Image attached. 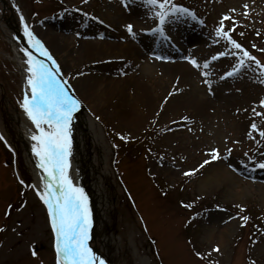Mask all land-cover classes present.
<instances>
[{"label":"rangeland","instance_id":"rangeland-1","mask_svg":"<svg viewBox=\"0 0 264 264\" xmlns=\"http://www.w3.org/2000/svg\"><path fill=\"white\" fill-rule=\"evenodd\" d=\"M62 1L78 9L83 0ZM196 1L176 0V3L188 7ZM205 2L206 6L195 9L196 20L182 18L165 26V30L173 33L172 40L183 49L181 54L190 50L188 46H194L186 61L156 65L149 60L147 50L149 45L159 49L162 45L146 33L156 27V21L149 18L150 14L139 3L128 14L121 0L92 1L88 8L90 15L107 26L97 25L90 19L81 20L72 12L62 29L68 28L73 35L62 36L39 23L47 15L63 13L59 3L0 0V129L3 127L13 134L23 153L29 149L22 141L26 135L24 129L10 120L16 110L20 115L24 112L23 89L12 44L6 38L15 34L16 21L20 23L19 15H23L34 35L40 39L45 37L44 46L83 107V118L97 125L98 141L89 137L87 143L89 157L97 158L91 162L94 165L91 180L86 177L87 164L82 166L78 156L73 169L80 174L84 191L93 195L92 208L99 206L98 197H94L99 189L97 183L103 188L100 204L106 209V218L92 232L106 264H264V229H258L260 221L253 219L241 227L244 222L240 219L248 211L259 212L264 218V195L260 190L264 187V170H253L250 163V159L264 157L257 154V144L246 135L253 122L251 108L264 99V85H259L261 78L249 68L242 69L235 77L221 79L235 63V57H222L207 70L210 71L207 80L212 85L209 89L202 72L188 62L194 58L202 64L225 49L226 45L216 38L215 29L220 17L231 8L237 10L235 18L248 27L264 29V0ZM245 3L251 8L247 19L239 14L244 11ZM127 24L134 26L135 38L127 33ZM48 34L59 37L64 47L48 46ZM79 34L103 35V40L96 39L97 42L116 47L109 55H97L94 63H99L94 67L91 64L85 74L80 70L93 61L81 57L80 48L85 42L75 37ZM19 40L18 46L23 48L26 44L21 37ZM143 42L147 44L144 48L140 45ZM127 43L136 49L129 55L123 52ZM260 61L264 64V55ZM179 65H184L186 70H179ZM109 81H120V90L113 96L102 93L103 88L98 93L88 88L96 84L105 87ZM140 87L146 90L152 104L147 115L128 125L125 118L134 119L138 117L137 108L141 110L137 94ZM201 101L207 102L201 109L189 107ZM257 110L264 111L259 107ZM255 120L264 129L261 118ZM25 123L30 126V122ZM117 134L128 139L121 140ZM237 140L241 143H235ZM217 148L226 159L200 168L204 160H211L208 153ZM228 148L233 149L230 155ZM19 164L16 152L0 139V228L6 229L0 232V264H53L50 247L54 238L47 209L32 187L29 173L20 174ZM217 167L225 169L230 176L222 174L218 180L204 183ZM193 169H197L194 175H183ZM188 179L192 185L190 191L168 190ZM44 182L45 176L40 184ZM217 197L224 206L206 215L195 214L198 203ZM10 205L11 215L6 218ZM186 205L191 207L184 210ZM193 206L196 207L191 211ZM254 232L262 237L254 238ZM218 236H223V244ZM31 246H35L38 257L31 255ZM216 246L221 249L220 253L212 251ZM195 252L205 259L198 258Z\"/></svg>","mask_w":264,"mask_h":264},{"label":"snow or ice","instance_id":"snow-or-ice-1","mask_svg":"<svg viewBox=\"0 0 264 264\" xmlns=\"http://www.w3.org/2000/svg\"><path fill=\"white\" fill-rule=\"evenodd\" d=\"M83 2L87 3V0H83ZM137 3L143 6L146 12L150 14L149 18L156 21V27L151 30L153 35L159 34L167 38L165 35L167 23L189 17L193 20L197 19L195 12L189 7L176 3V0H121V6L128 14H131L133 7ZM243 9L244 11L239 14L246 19L249 18L251 15L250 5L245 3ZM236 13L237 10L235 8L229 9L228 13L220 17L218 26L215 29V36L218 41L226 45L223 51L213 55L210 60H205L202 64L197 59L189 58L188 62L193 68L202 72L209 89H211L212 85L207 80L210 75V71L207 70L210 69L212 62L218 61L222 57H235V63L221 79L235 77L245 68H249L252 71L264 69V64L233 38L232 33L236 31L237 27L242 26L235 19ZM20 19L24 26V36L27 38L29 45L51 62L50 65L45 64L44 61L37 60L29 50L21 49L24 56L27 57L25 63L27 65L26 71L28 72V90L25 91L21 107L38 130V133L33 134L31 137L35 141L32 151L39 160L37 167L46 174L42 191L39 190L38 185H33L32 187L37 189L39 199L47 208L51 231L54 234L55 264H105L102 259L94 254L88 243L91 239L90 231L92 228L88 197L84 190L76 187L69 177V169L71 168L70 157L72 155L71 122L73 113L79 110L80 102L69 94L68 89L65 87L67 82L58 78L60 73L59 65L44 44L34 35L25 21V17L21 15ZM93 19L96 18L93 17ZM225 22H231L232 27L226 28ZM200 23L202 24L203 21H200ZM126 29L127 33L135 38L134 26L127 24ZM239 35L243 36L244 33L241 32ZM257 35H260L259 31H257ZM255 47L253 45V48ZM259 51L264 52V49H259ZM253 64L255 68L252 67ZM259 75L261 78L260 82L264 83V71H261ZM258 107L264 109V99L260 100L259 105H254L251 108L250 118L253 122L250 124L246 135L257 144V154L260 157H264V151H260L261 148H264V129H261L255 120L256 117H260V123L264 124V111H258ZM244 111L247 112L248 109H244ZM183 119L186 120L187 117ZM0 139H3V137H0ZM120 139L126 140L128 138L120 135ZM235 143L239 144L241 141L237 140ZM227 151L230 155L233 149L228 148ZM208 155L211 156V160H204L199 165L200 168L212 161L226 159L218 148L213 149ZM247 155L245 153V156ZM250 163L254 166L253 170H264V159H250ZM196 171L197 169L185 171L183 175L190 177ZM20 183L23 184L24 181L21 180ZM185 207L190 208L191 205H186ZM10 209L11 205L9 210L5 212L6 218L11 215ZM243 211L244 209L241 208V212ZM240 219L244 222L241 227L246 226L249 217L242 216ZM4 231H6L5 228H0V232ZM13 231H15V228ZM189 243L191 242L189 241ZM212 251L220 253L221 249L216 246ZM30 252L33 257H38V251L35 246L30 247ZM194 254L202 260L205 259V256L199 252ZM208 255L210 256L211 253H208Z\"/></svg>","mask_w":264,"mask_h":264},{"label":"bare ground","instance_id":"bare-ground-1","mask_svg":"<svg viewBox=\"0 0 264 264\" xmlns=\"http://www.w3.org/2000/svg\"><path fill=\"white\" fill-rule=\"evenodd\" d=\"M42 39L45 41V37H42ZM48 41L50 43V45L48 44V46L50 47H56V48H59V47H64V44H62V42H60V38L57 37L56 35H52V34H48ZM45 44V43H44ZM116 48L115 45L113 44H109V43H98V42H85L82 44V47L80 48V55L81 57H83V59H90L91 61H95V58L97 55H103V54H106V55H109L110 53H112V50ZM120 48V47H119ZM133 48L132 45H129L128 47L125 48V50L123 52H125L124 54H127L129 55L131 53V51H134L135 52V48ZM58 51V49H56ZM178 67H181V69L179 70H186V67L184 65H179ZM188 73H191L190 71ZM191 75V74H190ZM120 81H109L108 84L105 86V87H102L100 86V84H96V85H90L88 88L89 90H91V92H101L100 89H102V93L103 92H106L108 94H110V96H113L115 94H117V92H119L120 90ZM138 99H139V105L140 106V109L139 110L137 108V113L136 115H138V117H134V119L132 117H127L125 118V123H127L128 125H134V122L137 120L136 118L139 119V117L141 116H144V115H147L148 113V109L150 106L151 101L149 100V97L147 95V92L144 88L140 87L138 88ZM193 105H189L190 108L192 107H197V108H202L204 105L207 104V102H204V101H201V102H194V103H191ZM24 122V121H22ZM21 122V123H22ZM84 127H85V130L84 132H81V129H80V137H78V140H79V146H81V148L79 147V150H81V158H79V161L81 160L82 163L84 164H87V175H88V179L91 180V174L93 173V170H94V165L92 166L93 162L95 161H92V160H97V158H90V152H89V145L87 144L88 141H89V137L91 138L92 141L96 140L98 141L99 139V136L97 134V131L98 128L95 127L97 125H95L94 122H92L91 120H84ZM24 129H26V127H29V126H26L24 123L21 124ZM83 128V126H82ZM2 135H3V138L6 140V142L8 143V145L16 152L17 154V158L20 160V164H19V172L22 176H25L26 172L29 173V175L31 176V178L33 179V184L34 185H38L39 186V190H43V187L42 185L40 184V168L37 167V163L35 162V160H31V158L29 157V155L27 154V152L23 153L22 150L19 148V146L16 145V142H15V139L13 137V134L10 132H7V130L3 127H1L0 129ZM93 132H95V138L93 137ZM24 145V144H23ZM24 148H25V145H24ZM95 157V156H93ZM99 158V157H98ZM92 162V164H91ZM26 166V167H24ZM227 175V176H230L228 175V173L225 171V169H223L222 167H217V169L211 171V173L203 180L204 183L208 182V181H213V180H218L220 178L221 175ZM75 172L73 171L72 172V177H71V180L73 182H75ZM94 178V177H93ZM232 178V177H231ZM231 181H233V179H231ZM101 184L98 182L97 183V187L99 188L98 189V192H94L95 196L94 197H98V203H99V206H98V213H99V217H100V222L101 220H103L105 218V211L106 209L104 208V205H101L100 202L103 201V195L102 193L103 192V188L100 186ZM96 188V187H94ZM260 190L263 191V195H264V187L261 186L260 187ZM93 191V190H92ZM223 236H221L219 238V241L223 244Z\"/></svg>","mask_w":264,"mask_h":264}]
</instances>
